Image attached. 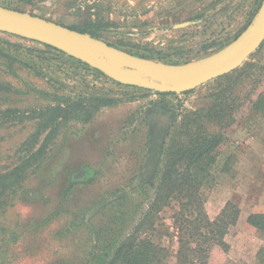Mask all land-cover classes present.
I'll return each mask as SVG.
<instances>
[{
	"label": "rangeland",
	"instance_id": "374dc122",
	"mask_svg": "<svg viewBox=\"0 0 264 264\" xmlns=\"http://www.w3.org/2000/svg\"><path fill=\"white\" fill-rule=\"evenodd\" d=\"M15 3L21 9H11L68 28H85L94 22L96 38L131 54L166 55L170 62L148 59L169 64H203L231 47L206 54L201 45L243 32L261 0H0L5 7ZM0 44L15 58L12 65L19 66L5 68L8 62L0 56V172L17 162L18 148L32 129L29 121L11 120L6 108H37L84 90L121 95L107 78L71 68L40 42L0 32ZM185 56L194 59L182 62ZM243 63L252 64V75L242 83L240 95L252 92V99L264 95V41ZM56 88L58 97L43 93ZM146 88L149 91H130L133 100L101 109L89 123L70 122L58 134L42 168L25 180L12 200L8 198L6 211L0 210V264H86L89 254L88 264H92L101 249L99 239L107 236L106 227L120 235L136 223L152 193L148 186L153 183V172L144 166L149 124L199 106L209 90L200 85L187 94L178 89L175 95L162 96L157 94L162 90ZM243 112L222 130L213 178L203 189L209 218L227 201L240 209L225 235L228 250L213 249L211 264L226 260L264 264V237L247 222L250 213L264 215V101L261 111L248 108ZM176 210V205L163 208L156 230L148 231L155 242L170 250L177 248ZM119 211L126 212L121 221L114 218Z\"/></svg>",
	"mask_w": 264,
	"mask_h": 264
},
{
	"label": "trees",
	"instance_id": "16d2710c",
	"mask_svg": "<svg viewBox=\"0 0 264 264\" xmlns=\"http://www.w3.org/2000/svg\"><path fill=\"white\" fill-rule=\"evenodd\" d=\"M18 5L15 3L6 6L21 9ZM249 22L251 23L248 20L241 30H244ZM92 23L86 24L85 28H69L99 37L98 28L94 26V22ZM241 32L225 40L217 39L203 43L200 49L206 54L215 53L233 42ZM262 44L263 42L256 51ZM42 45L47 52L56 51L60 61L65 64L69 62L71 68L84 72L91 71L97 77L107 78L121 95L113 97L107 93L98 94L84 90L64 95L62 100L49 102L37 108L23 111L12 107L6 108V114L12 117L11 120L14 119L18 123L29 121L32 129L18 148L17 162L10 169L0 172L2 212L6 211L8 198L12 200L13 195L23 189L25 180L42 168L50 146L70 122L89 123L101 109L133 100L135 97L130 91L136 89L149 91L144 86L109 78L105 72L83 60L68 56L50 45ZM10 54L0 44V56H4L8 62L4 66L12 70L19 66L12 65L16 60ZM134 54L170 62L165 58L166 55L154 56L151 53L140 52ZM180 59L182 62H189L194 57L185 56ZM250 69L252 70V64L243 63L231 72L202 84L201 86L207 85L209 90L199 106L184 109L177 116L173 113L167 121L155 119L149 124L144 166L153 172V183L148 186L152 193L147 196V206L129 231L115 235L116 229L112 230L110 227L104 229L107 236L99 239L101 249L93 256L92 264H211L210 255L213 249L226 253L229 246L225 235L229 227L236 223L240 209L234 202L227 201L214 218H209L204 208L203 189L213 178L211 169L216 161V150L223 140L222 130L232 125L245 109L249 108L253 112L262 110L263 94L259 93L252 99V92L244 96L239 92L245 79L252 75ZM57 89L53 93H43L50 97H58ZM193 90H182L180 93L187 94ZM157 94L164 96L176 93L164 90ZM246 101L248 106L245 105ZM173 205L177 206L173 213L178 230L176 250L162 246L154 241L153 235L148 234V231L153 233L156 230L160 211ZM123 215H126V212L119 211V215H115L114 218L121 221ZM247 222L255 228L259 236L264 237L263 213H250ZM91 255L89 254L86 264L91 261ZM220 264H229V261Z\"/></svg>",
	"mask_w": 264,
	"mask_h": 264
},
{
	"label": "water",
	"instance_id": "95a60500",
	"mask_svg": "<svg viewBox=\"0 0 264 264\" xmlns=\"http://www.w3.org/2000/svg\"><path fill=\"white\" fill-rule=\"evenodd\" d=\"M0 32L23 36L42 44L50 45L90 65H94L108 75L111 74L103 69L102 64L139 70L158 79L180 85L181 88L178 89L182 91L194 89L218 76L231 72L239 67L250 54L256 51L264 41V0H261L253 20L242 34L225 47H230L244 37L241 46L203 64H169L140 57L114 47L90 34L2 5H0ZM115 80L118 79L115 78ZM120 82L134 83L144 87L150 86L162 91L178 90L135 82Z\"/></svg>",
	"mask_w": 264,
	"mask_h": 264
},
{
	"label": "bare ground",
	"instance_id": "6f19581e",
	"mask_svg": "<svg viewBox=\"0 0 264 264\" xmlns=\"http://www.w3.org/2000/svg\"><path fill=\"white\" fill-rule=\"evenodd\" d=\"M242 39V41L240 42V40ZM244 37L240 38L238 41H236L233 44H236L233 47V44L230 46L231 48L226 50V53H229L230 51H233L234 49L238 48L241 46V44L243 43ZM223 52V51H222ZM224 52V54H226ZM116 65H108V64H102L103 69L108 72L109 74H111L113 77H115L116 79L120 80V81H124V82H135V83H139V84H143V85H154L157 87H163V88H168V89H178L181 88L180 85H176L173 83H169L167 81L158 79L156 77H153L151 75H148L144 72H141L139 70H135V69H123L121 67H115Z\"/></svg>",
	"mask_w": 264,
	"mask_h": 264
}]
</instances>
